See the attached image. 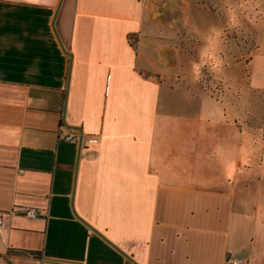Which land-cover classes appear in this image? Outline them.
<instances>
[{"label": "crops", "instance_id": "obj_1", "mask_svg": "<svg viewBox=\"0 0 264 264\" xmlns=\"http://www.w3.org/2000/svg\"><path fill=\"white\" fill-rule=\"evenodd\" d=\"M114 246L264 264V0H0V264H133Z\"/></svg>", "mask_w": 264, "mask_h": 264}, {"label": "rangeland", "instance_id": "obj_2", "mask_svg": "<svg viewBox=\"0 0 264 264\" xmlns=\"http://www.w3.org/2000/svg\"><path fill=\"white\" fill-rule=\"evenodd\" d=\"M212 8V7H211ZM253 32L252 31H243L242 35L239 38H233V36L231 34H229L228 32L226 33L225 36V42L227 43V45H232L233 42L237 44H239V46L241 47V60L243 62V67H242V79L244 81L245 76H246V67H245V62H246V58L248 56L249 50L253 47V45L255 44L254 42V36L252 35ZM182 42V47L185 46V41H189V38H181L180 39ZM190 41H192V45L194 44H201L202 40L201 38H190ZM194 43V44H193ZM237 56V54H236ZM199 80H200V87L202 86H207L209 80H213L211 79V76L209 75V72L207 69L205 68H200L199 69ZM214 84L211 86V90L215 93L218 92L219 89V84L217 83L215 80ZM209 87V85H208Z\"/></svg>", "mask_w": 264, "mask_h": 264}, {"label": "built area", "instance_id": "obj_3", "mask_svg": "<svg viewBox=\"0 0 264 264\" xmlns=\"http://www.w3.org/2000/svg\"><path fill=\"white\" fill-rule=\"evenodd\" d=\"M63 140L68 141V142H75L76 141V136L74 132H68L62 137ZM97 139L96 135L90 136L89 140L95 141ZM10 212L12 213H17L21 214L27 217H37L40 214V210L38 208H33V207H26V206H12L10 209ZM241 258L239 257H233L229 258L227 260V264H241Z\"/></svg>", "mask_w": 264, "mask_h": 264}, {"label": "water", "instance_id": "obj_4", "mask_svg": "<svg viewBox=\"0 0 264 264\" xmlns=\"http://www.w3.org/2000/svg\"><path fill=\"white\" fill-rule=\"evenodd\" d=\"M73 127V126H72ZM74 129L76 128V127H73ZM77 130H79L80 131V129L79 128H76ZM80 144H81V135L79 136V138H78V140H77V145H78V149H79V146H80ZM115 247V246H114ZM116 248V247H115ZM117 249V248H116ZM119 252H121L119 249H117ZM122 253V252H121ZM129 261H131L133 264H136L131 258H130V256H128V255H126V254H124V253H122Z\"/></svg>", "mask_w": 264, "mask_h": 264}, {"label": "trees", "instance_id": "obj_5", "mask_svg": "<svg viewBox=\"0 0 264 264\" xmlns=\"http://www.w3.org/2000/svg\"><path fill=\"white\" fill-rule=\"evenodd\" d=\"M128 264H130V263H128Z\"/></svg>", "mask_w": 264, "mask_h": 264}]
</instances>
